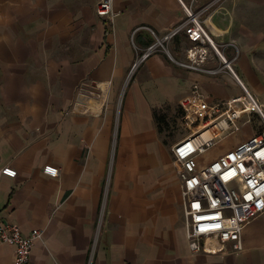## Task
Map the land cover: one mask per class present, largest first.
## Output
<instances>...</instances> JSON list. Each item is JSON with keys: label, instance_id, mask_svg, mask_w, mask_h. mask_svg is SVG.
Masks as SVG:
<instances>
[{"label": "crops", "instance_id": "1", "mask_svg": "<svg viewBox=\"0 0 264 264\" xmlns=\"http://www.w3.org/2000/svg\"><path fill=\"white\" fill-rule=\"evenodd\" d=\"M97 2L0 0V222L44 230L28 264H264V213L244 227L240 252L191 249L177 141L165 143L154 118L165 104L182 109L196 83L211 103L241 84L213 51L204 68L214 74L178 63L191 45L180 0H114L113 24ZM193 10L264 113V0ZM251 119L200 162L260 133ZM15 252L0 239V264Z\"/></svg>", "mask_w": 264, "mask_h": 264}, {"label": "built area", "instance_id": "2", "mask_svg": "<svg viewBox=\"0 0 264 264\" xmlns=\"http://www.w3.org/2000/svg\"><path fill=\"white\" fill-rule=\"evenodd\" d=\"M197 1L191 0V5H186L180 0L187 13L183 26L191 45L186 49L187 59L178 63L214 74L217 70L204 68L213 51L239 81L243 92L228 100L211 103L196 83L180 100L182 121L190 132L173 145L172 151L181 180L185 231L194 251L240 252L244 227L264 213V129L207 163L202 164L200 159L221 138L240 131L241 120L250 123L252 114H258L264 125V113L256 96L241 83L233 60L223 56L193 10ZM97 14L113 24L119 11L114 8V0H98ZM155 48L156 45L148 47L142 59ZM1 172L10 177L17 175V170L10 166ZM44 172L56 177L59 169L48 164ZM43 235L42 229H33L29 235H24L18 225L0 222V239L14 245L15 264L30 262L32 249Z\"/></svg>", "mask_w": 264, "mask_h": 264}, {"label": "rangeland", "instance_id": "3", "mask_svg": "<svg viewBox=\"0 0 264 264\" xmlns=\"http://www.w3.org/2000/svg\"><path fill=\"white\" fill-rule=\"evenodd\" d=\"M162 111L166 112L168 115V128L165 133L161 134L163 140L166 139L168 144H170L174 141H178L181 138H184L189 134L190 132L189 128L185 126V124L181 120V117L177 115L178 108L168 106V104H165ZM225 137L230 138L232 137V135L230 136L227 135Z\"/></svg>", "mask_w": 264, "mask_h": 264}, {"label": "trees", "instance_id": "4", "mask_svg": "<svg viewBox=\"0 0 264 264\" xmlns=\"http://www.w3.org/2000/svg\"><path fill=\"white\" fill-rule=\"evenodd\" d=\"M183 110L178 109L177 115L180 117L182 116ZM154 118L156 120V125L158 128V131L160 134H163L166 132L168 128V115L166 112L162 111V109H154ZM165 143H168L166 139H164Z\"/></svg>", "mask_w": 264, "mask_h": 264}]
</instances>
